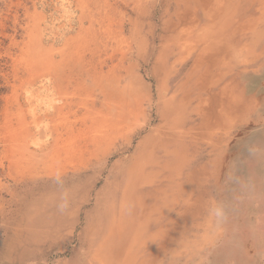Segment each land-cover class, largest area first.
I'll return each instance as SVG.
<instances>
[{"label": "rangeland", "instance_id": "obj_1", "mask_svg": "<svg viewBox=\"0 0 264 264\" xmlns=\"http://www.w3.org/2000/svg\"><path fill=\"white\" fill-rule=\"evenodd\" d=\"M243 1L0 0V264H264Z\"/></svg>", "mask_w": 264, "mask_h": 264}, {"label": "crops", "instance_id": "obj_2", "mask_svg": "<svg viewBox=\"0 0 264 264\" xmlns=\"http://www.w3.org/2000/svg\"><path fill=\"white\" fill-rule=\"evenodd\" d=\"M236 1H238V0H236ZM243 2H244L243 0H241V1L239 0V3H238V4H242V5H243ZM251 3H252V1H251ZM242 5H241V6H239V7H238V6H237V7H234V8H242V9H243V8H244V6H242ZM221 8H229V7L222 6Z\"/></svg>", "mask_w": 264, "mask_h": 264}, {"label": "clouds", "instance_id": "obj_3", "mask_svg": "<svg viewBox=\"0 0 264 264\" xmlns=\"http://www.w3.org/2000/svg\"><path fill=\"white\" fill-rule=\"evenodd\" d=\"M64 207V205H61V208H63Z\"/></svg>", "mask_w": 264, "mask_h": 264}, {"label": "bare ground", "instance_id": "obj_4", "mask_svg": "<svg viewBox=\"0 0 264 264\" xmlns=\"http://www.w3.org/2000/svg\"><path fill=\"white\" fill-rule=\"evenodd\" d=\"M97 76V75H96Z\"/></svg>", "mask_w": 264, "mask_h": 264}]
</instances>
